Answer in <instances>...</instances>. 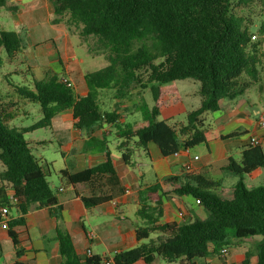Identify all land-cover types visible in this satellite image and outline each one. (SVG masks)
Returning a JSON list of instances; mask_svg holds the SVG:
<instances>
[{
    "label": "trees",
    "instance_id": "obj_1",
    "mask_svg": "<svg viewBox=\"0 0 264 264\" xmlns=\"http://www.w3.org/2000/svg\"><path fill=\"white\" fill-rule=\"evenodd\" d=\"M58 17L54 23L73 28L85 41L95 40L106 54L105 67L87 73L86 95L76 93L66 76L59 57L41 80L31 87L7 80L12 94L24 102L37 103L43 118L28 128L10 126L1 109L12 108L14 97L0 99V222L3 221L14 245L17 260L24 264L25 255L15 229L26 225V216L34 209H48L56 219L55 240L59 245L60 264H106L109 256L78 254L73 238L65 227L62 192L74 191L86 209L91 210L113 201L100 191L95 182L100 177L114 180L117 171L113 151L105 130L114 131L117 150L126 165H132L137 150L148 153L154 143L164 157L209 145L214 140H228L236 134L220 135L206 117L220 111L222 101L235 100L255 83L262 84L260 42L235 13V7L251 0H49ZM17 12L10 0H0V11ZM260 31L264 34V20ZM91 48V47H90ZM25 50L20 32H0V79L6 63L18 62ZM4 53L6 56H4ZM30 70V69H29ZM14 73H7L10 77ZM66 78V77H65ZM191 79L200 84L201 106L187 115V122L171 124L159 121L164 111L182 103L175 82ZM150 89L154 105H143V119L127 124L116 111H103L100 92L115 90L116 99L126 98L132 89ZM65 110L73 111L74 126L87 133L86 152H99L105 160L83 171L72 173L52 170L43 165L26 140L27 133L51 128L54 118ZM224 169L240 177L232 199L218 194L219 182L207 171H185L163 183H155L139 193V206L133 226L137 241L133 249L116 251L111 264H153L157 258L169 263L208 264L223 250H231L249 238H258L256 264H264V184L249 187L245 178L264 170V144H249L240 161L229 158ZM58 176L59 187L50 183ZM264 182V180H263ZM11 193V195H10ZM191 196L208 211L204 220L190 223H161L164 199ZM7 209L5 217L2 210ZM19 216L14 217L12 212ZM157 237L151 239V235ZM250 253L242 264H252ZM204 262V263H202Z\"/></svg>",
    "mask_w": 264,
    "mask_h": 264
},
{
    "label": "crops",
    "instance_id": "obj_2",
    "mask_svg": "<svg viewBox=\"0 0 264 264\" xmlns=\"http://www.w3.org/2000/svg\"><path fill=\"white\" fill-rule=\"evenodd\" d=\"M10 4L19 8L17 12L11 13L21 15L19 23L22 27H26L29 21H31V23L35 21L52 25L56 31L54 37H46L42 43H33L31 47L33 50L35 49V52H28L29 55H26L27 48L25 47L23 57L18 61H20V63L28 62V67L32 71L36 64L32 65L30 61H38L36 56L37 53H39V58L43 59L49 57L48 49L53 48L54 53H50L49 61L43 63V65L41 63L40 66L43 68L46 67L47 70L52 64L56 63L60 57L66 70V79L72 83L76 93L81 96L86 95L88 89L85 83V75L87 73L83 71L82 65L76 59L74 53L75 46L70 37L69 27L64 23H54L56 19L54 16L56 15L54 14V8L50 1L35 0L32 5H28L27 7L23 6V9H20L21 0H10ZM83 41L84 43H88L89 40ZM43 44L48 46L40 48ZM96 57H100L99 52H97ZM103 67L105 66L103 65ZM45 72L41 79L44 78ZM261 91L264 92V80L261 85ZM141 95L142 94H136V96H138V98H136L137 103L129 114L131 113V115H133L135 112H141L144 105V100H142L143 97ZM246 95L247 94H244L235 100L226 99L222 101L220 111L206 117V123L211 125L220 135L227 136L236 134V136L228 140H214L209 145H204L205 151L203 155L196 153V148H194L180 152L179 156L172 155L164 157L158 146L154 143H150L148 145L150 157H147L150 159L152 172H150L148 178L146 173L142 172L141 175H139L136 172L135 167H137V163L133 161L132 165H126L121 158V153L119 151L115 153L112 150L113 161L117 171L116 178L113 180L108 177V185L106 183L107 177H100L97 182H95L96 187H100V191L95 190V193H100L101 195L108 194V196L113 198V201L108 204L88 210L74 191L65 192L64 189L60 187L59 191L62 192L61 204L64 208L65 227L73 238L77 253L83 255L90 252L91 255L112 256L116 251L129 250L137 247L139 242L137 241L133 223L136 220L134 217L135 212L139 207L137 203L139 202L140 191L157 182L163 183L171 177L181 176L186 171V165L188 164L192 165L193 171L199 172L205 170L212 178L213 176L221 177V179L213 178L215 181L219 182L220 187L217 190V194H219L222 199H232L234 187L240 180V177L224 169L227 160L233 158L236 161H240L243 151L250 144V138L252 136L262 138L264 144V129L260 127V121L262 118L264 119V111L256 109V103L251 104L245 101L243 98ZM140 97H142V99ZM140 99L142 101L141 103ZM119 101L120 100H118V102ZM183 102L184 100L182 98V103ZM224 104H226V108ZM200 106L201 101L199 107ZM262 108L264 109V105ZM250 109H252L256 116L255 121L250 119L252 116ZM114 110L121 115V122L126 123L125 118L128 114H121L119 108H115ZM65 111L69 113L68 119L71 120V125L75 131L73 140L68 144L67 151L71 153L73 151L72 148L78 141L83 144V147L72 155V165L70 167L66 165V167L62 169L67 168L72 173H76L103 162L105 156L102 153L85 151L84 143L87 138V133L81 132L75 128L73 111ZM190 112H188V114ZM175 116L176 115L173 114L164 121H169L171 124H185L187 122L170 121L174 120ZM53 126L54 120L52 127ZM111 130L112 129L109 128L105 130L108 134L112 132L109 138L114 136V131ZM196 157H198L197 160L195 159ZM42 163L45 165L48 162ZM88 163L89 165L87 166ZM0 167L2 166L0 165ZM62 169H60L59 172ZM52 185L59 187V184ZM60 189L63 190L61 191ZM128 212H132L134 216H130ZM91 214L95 215L94 219H90ZM17 216H19V214L14 215V217ZM108 217H110L111 220L108 221ZM207 217L208 211L204 205L201 203L198 204L197 200L191 196L172 195L164 199V218L161 223H190L195 219L204 220ZM56 227L57 221L51 217L48 209H34L26 216V225L15 229L21 246L25 249V255L20 259L24 264L61 263L59 245L55 240ZM253 239L256 246L261 242L258 238ZM101 248L104 251L100 253L98 249ZM232 250L233 249L229 252ZM7 254L9 259L6 258ZM253 258L254 259L251 260L252 264H256V255L253 256ZM15 260H17V257L14 245L8 235L6 224L1 221L0 264H10Z\"/></svg>",
    "mask_w": 264,
    "mask_h": 264
},
{
    "label": "rangeland",
    "instance_id": "obj_3",
    "mask_svg": "<svg viewBox=\"0 0 264 264\" xmlns=\"http://www.w3.org/2000/svg\"><path fill=\"white\" fill-rule=\"evenodd\" d=\"M35 0H21L20 9H23L25 6L32 5ZM24 6V7H23ZM235 13L239 17L245 19V25L249 28L250 32L256 35V39H253V42H260L261 54H260V70L262 76H264V34L260 31L261 24L264 20V0H251L248 5L235 7ZM21 15L13 14L6 9L0 11V32L1 31H19L24 41V45L27 48L26 55H29L28 52H35V49L31 45L35 42L42 43L46 37H54L56 35L55 28L49 24H43L42 22L31 21L27 22L26 27H22L19 23ZM54 18H58L54 16ZM70 37L74 47V53L76 55L77 61L82 65V69L85 73L94 72L106 65V54L107 51H104L101 47L98 46L95 40H89L88 43H84L83 39L79 37L78 33L73 29L69 28ZM81 43V44H80ZM48 45L43 44L40 48H45ZM91 47V48H90ZM49 48V47H48ZM90 49V53H89ZM97 52L100 53V57H96ZM54 53V49H48V55ZM39 53H37L38 61H30V63L36 64L35 68L29 70L28 62L20 63L12 62L6 63L3 70L2 78L0 79V99L6 100L8 94L11 97H14V104L12 108L1 109L3 115L5 116V122L10 126H15L19 128H28L43 118V113L41 107L37 103L24 102L19 100L12 94V90L8 85V81L15 85L31 87L32 81L41 80L46 71V67L40 66L41 63H47L49 57L39 58ZM4 56L5 53H4ZM23 57V55H21ZM22 57L20 59H22ZM52 58V56H51ZM29 63V64H30ZM38 63V64H37ZM14 73L10 77H6V74ZM79 81V78H78ZM176 87L179 89L182 98L184 100L180 105L165 111L162 116H160L159 121H164L171 115L175 114V119L170 121H187V114L190 111L197 109L200 105L201 98L198 94L200 84L194 80H180L175 82ZM260 83H255L251 85L245 92L247 94L243 99L250 102L251 104L256 103V109L264 111L262 106L264 105V92L261 91ZM126 98L116 99L115 90H103L100 92L99 104L103 111H113L115 108H119L121 114H128L125 118L127 124H132L143 119L142 112H135L133 115L130 111L134 109V105L137 103L136 94H142L140 97L144 100V104L149 109H152L154 102L152 99L150 89L143 90L140 88L132 89ZM132 94V95H131ZM140 99V103L142 102ZM126 102V103H123ZM124 105V106H123ZM225 108H226V104ZM125 108V109H124ZM252 121L256 120V116L252 109H250ZM68 112L64 111L54 119V126L51 128L39 129L25 135L26 140L31 143V148L33 154L40 159L42 162H48L56 173L60 169L65 168L66 165L70 167L72 165V155L83 147V144L78 141L75 146L72 148L73 151L68 153V144L73 140L74 129L71 125V120L68 119ZM110 148L117 153V140L115 136L109 138ZM205 151V146L201 145L196 147V153L203 155ZM66 154V155H65ZM65 156V159H64ZM133 161L137 163L135 167L136 172L141 175V173H146L147 178L152 172V165L150 159L147 157L144 150H137L134 156ZM89 163L87 164V166ZM3 168L0 167V171ZM214 179H221V177L213 176ZM264 170L258 172L254 178H245L244 183L250 185L249 187L260 186L264 184ZM52 184L58 185V177L54 175L50 178ZM219 195V194H218ZM12 215H16V212H12ZM130 216H134L132 212H128ZM95 215H90V219H94ZM135 217V216H134ZM111 220L108 217V221ZM114 221V218H113ZM194 221V220H193ZM192 221V222H193ZM157 235L152 234L151 239H155ZM253 238L247 239L245 242H241L240 245L233 248L231 252H228L225 256H214L207 261L208 264H242V260L245 258L247 253H250L252 256L256 255V243L253 242ZM149 240L138 243L137 246L148 243ZM117 247V246H116ZM101 253L102 248L98 249ZM9 259L8 254L6 256ZM254 258L252 257L251 260ZM204 263V262H202ZM153 264H179L178 262L169 263L162 258H157Z\"/></svg>",
    "mask_w": 264,
    "mask_h": 264
},
{
    "label": "built area",
    "instance_id": "obj_4",
    "mask_svg": "<svg viewBox=\"0 0 264 264\" xmlns=\"http://www.w3.org/2000/svg\"><path fill=\"white\" fill-rule=\"evenodd\" d=\"M256 38H257L256 36H253V39H256ZM61 80L64 81V82L68 81L65 77H61ZM260 127L262 129H264V119L263 118L260 121ZM250 144H252L254 146L262 145L263 144V139L259 138L257 136H252L250 138ZM186 151H188V150H186ZM179 154H180V152L175 153L174 155L175 156H179ZM195 159L197 160L198 157H196ZM192 170H193L192 165H190V164L186 165V171H192ZM60 190L62 191L63 189H60ZM197 203L200 204V201L197 200ZM7 213H8V210L7 209H3L2 213H1V216L5 217L7 215ZM228 252H229V250H223L221 256L227 255ZM114 253H116V252H114ZM114 253L112 254V256L114 255ZM88 255H91V253L88 252ZM112 256H109L110 259L106 262V264H111Z\"/></svg>",
    "mask_w": 264,
    "mask_h": 264
}]
</instances>
